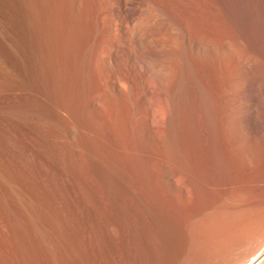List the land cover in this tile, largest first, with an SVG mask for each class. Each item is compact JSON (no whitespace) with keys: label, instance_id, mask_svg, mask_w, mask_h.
<instances>
[{"label":"bare ground","instance_id":"1","mask_svg":"<svg viewBox=\"0 0 264 264\" xmlns=\"http://www.w3.org/2000/svg\"><path fill=\"white\" fill-rule=\"evenodd\" d=\"M69 1L0 0V264H89L101 239L122 264L186 252L264 154V0H76L74 29ZM251 251L264 264V235Z\"/></svg>","mask_w":264,"mask_h":264},{"label":"rangeland","instance_id":"2","mask_svg":"<svg viewBox=\"0 0 264 264\" xmlns=\"http://www.w3.org/2000/svg\"><path fill=\"white\" fill-rule=\"evenodd\" d=\"M67 5L68 6L65 8L64 18H65V21L67 23H69L70 26L74 29L75 26L77 25V20L81 16L80 15L81 10L77 8L76 0H70ZM221 29H223V28H221ZM232 63L236 64V62H234V60H232ZM262 63H260V65L258 64L257 68L258 67L260 68L262 66V68L264 69V67H263L264 64H262ZM240 64H242V66H243V63H240ZM240 64H238V66ZM242 66H241V68H242ZM259 68L258 69H256L255 67L250 68L251 76H255L258 70H260V69L262 70V68H260V69ZM261 70H260V72H261ZM260 72L258 71V73H260ZM93 81H92V83H93ZM59 84L60 83L56 84L57 85L56 86L57 93L58 92L62 93L61 84L60 85ZM94 84L96 85L95 81H94ZM247 85H248L247 83H244L242 87H244L246 89ZM243 91H245V90H243ZM59 93H58V95L60 98L61 94H59ZM88 102H89V100H88ZM91 106H92V104L90 101L88 104V109H89L88 112H90L89 114L91 116H94L95 118L98 117L93 106L92 107ZM6 131H7L6 124H1L0 125V134L5 135ZM23 135H22L23 140H27L28 139L27 135L26 134H25V136H23ZM26 137H27V139H26ZM81 143H82V141L79 142L75 138L71 140V144L73 146V151H72L73 153L71 152V156L73 157V161H75L74 163L78 164L83 171H86L90 165L89 164L90 162H89L88 154L85 150L86 149L85 145L83 143L82 144ZM5 144H6L5 141H2V142L0 141V147H2V148L5 147ZM74 149H76V150H74ZM159 166H160V164L154 163V167H155L154 169L155 170L157 168V170L160 171ZM1 167H2V170L4 169L3 172L10 173V171L8 170L9 167H7L8 168L7 169L6 166H3V164ZM5 170H7V171H5ZM263 172H264V154L262 155V157H260L258 159V161L256 162L253 169H249L246 171V174L242 178L240 183L234 188V190L230 193V195L221 204L215 205L213 208L210 207L209 208L210 210L205 209V212L202 211L203 214L201 213L202 216H200L201 214L198 216V217H200V219L197 217L198 219L196 218L195 220H193V222L191 223V227L194 228L193 230H195V233H193V230H192V233H193L192 239H191L192 242L190 243V247H189L188 251H186V252L182 251V252L178 253L180 256L178 254H174V255H167L166 254L165 255L163 253H158V255H155L156 257L154 256V258L153 257H152V259L150 258L151 261L149 260L148 264H168V263L169 264H225V263L232 261V260L237 262L236 264L245 263L247 261V259L250 257V255H251L250 252H252L251 249L253 248L255 243L264 235V185H260L259 180H258ZM19 175L21 177L23 176L22 179L23 180L25 179L27 182L26 176H24L22 173L21 174L19 173ZM157 179L155 180V182L157 181L156 182L157 185H158V183L161 185L165 184L164 183L165 181L162 182V180H160V178H157ZM127 182H128L127 180H126V183H125V181L123 182L124 186L121 185V187H119V189H117V191H116L115 196H117V197L114 196L115 199L118 198L119 207L122 206V209H123V207L128 206L131 203V200L134 197L133 195H135L134 193H132L133 191L131 190V187H129L130 184ZM161 185H159V186H161ZM126 186H127V188H126ZM124 191H125V194H124ZM146 192L147 191L144 192V190H143V193H146ZM147 194H149V193H147ZM131 195H132V198H131ZM119 196H121V197H119ZM135 199L136 198H134L133 201ZM1 209H2L1 213L4 216L5 210L2 206H1ZM103 210L104 211H101V213L103 212L102 215L100 214L99 215L100 217L98 216L99 217L98 220H97L98 217L97 218L94 217L95 219L92 218L94 220V222L95 221L99 222L98 225H101L100 223L101 222L103 223V221L109 216V212L107 211V208L104 207ZM119 214H121V215H119L120 219L124 218V215H125L124 213H121V211H119ZM104 215H105V217H104ZM232 220L235 222H233ZM243 220L244 221L246 220V221L244 222ZM194 221H195V224H194ZM249 221H250V223H249ZM197 222H198V224H197ZM238 222L240 224H238ZM243 223H244V225H243ZM192 225H194V226H192ZM226 227H228V228H226ZM196 228H199V229H196ZM227 229H229V230H227ZM236 229H237V231H236ZM241 229H242V231H241ZM201 232H203V233H201ZM205 233H207V236ZM193 235H194V237H193ZM0 236L2 238L0 240V243L2 244L1 246H3V247L7 246V243L9 244V246H10V244L12 245L13 237L11 236V232H9L6 228H1ZM254 237H256V238H254ZM96 241L97 240H95L93 245H95L97 248L95 246H93L90 250L92 251V253H93V250L96 251L95 253L100 252V254L102 253L101 255H103V256H105V254H106V257H104V259L106 258L105 259L106 261L102 258L103 256H100L101 258L99 257L100 258V260H99V258H97V256L94 255V257H96V259H94V257L92 256L94 259L93 260L92 257L90 258V256H89V258L91 260L89 258H88L89 262L86 260L89 264H108V263L109 264H113V263L115 264V262H116V264H120V263L122 264V262L118 261L119 259L116 260L117 258L115 256L118 255L117 254L118 251H116L118 249H116V248L119 246L116 244V242L113 239H111V240L109 239L107 241L101 239V240H98L97 242ZM98 242H99V244H98ZM95 249H98L100 251L98 252V250H95ZM115 252H116V254H115ZM108 254H109V256L112 255L113 260L107 258ZM5 257H7V256H5ZM227 259H228V261H226ZM76 260L77 259H75L74 262L81 263V262L76 261ZM110 260L113 262H111Z\"/></svg>","mask_w":264,"mask_h":264}]
</instances>
